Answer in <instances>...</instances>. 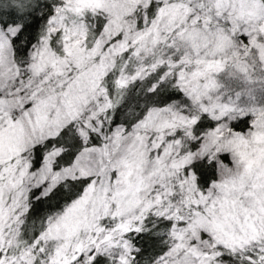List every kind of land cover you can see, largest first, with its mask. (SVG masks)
Segmentation results:
<instances>
[{"label":"snow or ice","instance_id":"obj_1","mask_svg":"<svg viewBox=\"0 0 264 264\" xmlns=\"http://www.w3.org/2000/svg\"><path fill=\"white\" fill-rule=\"evenodd\" d=\"M0 264H264V0H0Z\"/></svg>","mask_w":264,"mask_h":264}]
</instances>
